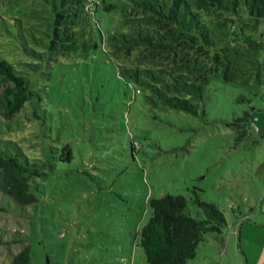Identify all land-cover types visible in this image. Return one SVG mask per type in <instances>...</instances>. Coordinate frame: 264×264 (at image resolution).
<instances>
[{
  "label": "rangeland",
  "instance_id": "rangeland-1",
  "mask_svg": "<svg viewBox=\"0 0 264 264\" xmlns=\"http://www.w3.org/2000/svg\"><path fill=\"white\" fill-rule=\"evenodd\" d=\"M185 1L188 32L170 28L198 44L167 35L176 64L171 51H115L121 12L85 17L63 48L43 34L46 6L0 3V59L32 92L12 119L0 117V152L43 173L29 183V206L0 194V264L24 247L30 264H147L149 201L181 195L200 220L195 193L226 225L186 264H264V0ZM135 68L147 84H133V99L124 79Z\"/></svg>",
  "mask_w": 264,
  "mask_h": 264
},
{
  "label": "trees",
  "instance_id": "trees-1",
  "mask_svg": "<svg viewBox=\"0 0 264 264\" xmlns=\"http://www.w3.org/2000/svg\"><path fill=\"white\" fill-rule=\"evenodd\" d=\"M7 0H0L4 2ZM17 5L18 0H10ZM35 1L47 8L48 19H46L45 37L50 39L51 44L73 48L77 40L76 34H81L82 24L90 21L97 11L101 14H118L123 17L121 30L115 29L110 34V41L117 43L122 41L123 45L115 51L122 49L125 55H130L136 49L143 51L151 49L158 51V57L162 52L171 51L174 53L173 62L176 64L178 57L174 52L175 43L167 38L171 35L172 40L179 46L192 49L191 45L198 44L197 38L190 33H177L171 29V25H179L186 32L189 25L184 6L188 4L185 0H22ZM213 1V0H211ZM220 3V0H214ZM93 10L91 11V9ZM188 10V9H187ZM85 17L87 18L85 21ZM182 17V18H181ZM190 24L196 23L200 29V36L204 44L210 46L208 33L205 25L199 22L195 16ZM45 20V17H42ZM182 19V20H181ZM79 26L80 31H76ZM191 32V28L189 29ZM85 34V33H83ZM164 38L168 43H155L156 37ZM101 52L105 42L101 28L100 34ZM180 40H184L181 42ZM90 46L95 47V41L90 33ZM159 42V41H158ZM189 42V43H188ZM142 46V47H141ZM202 47L199 46V49ZM149 53V55H151ZM142 54V53H141ZM168 55V53H167ZM180 66H184L178 64ZM187 68V67H186ZM129 78L124 79L125 85L131 90L133 99L140 90L134 87V83L147 84L142 79L139 69L126 70ZM147 72V70H144ZM118 77H122L118 74ZM151 87V86H150ZM32 97L29 82L19 74L7 61L0 59V117L5 120L12 119L19 110ZM179 102H185L177 99ZM238 121H243L239 119ZM71 158V152L68 151ZM68 158V160L70 159ZM42 172L35 165L26 162L22 164L17 158L7 156L0 152V194L8 196L17 205L26 207L35 203L36 198L29 192V183L35 178H40ZM192 202L197 206L202 219L196 220L188 213V202L181 195H166L160 199L150 200L148 205L151 208V216L140 231L139 244L143 249L147 264H186L196 255L199 244L206 240L209 233H221L226 225L223 213L212 203H206L199 199L198 194ZM1 211V208H0ZM29 248H22L12 258L11 264H30Z\"/></svg>",
  "mask_w": 264,
  "mask_h": 264
}]
</instances>
